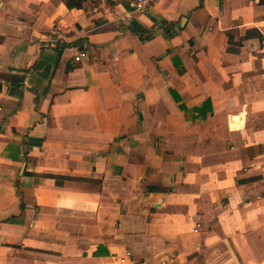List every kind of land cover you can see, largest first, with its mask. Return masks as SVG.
Here are the masks:
<instances>
[{"label":"crops","instance_id":"0c3cea01","mask_svg":"<svg viewBox=\"0 0 264 264\" xmlns=\"http://www.w3.org/2000/svg\"><path fill=\"white\" fill-rule=\"evenodd\" d=\"M0 264H264V0H0Z\"/></svg>","mask_w":264,"mask_h":264},{"label":"built area","instance_id":"2783aa9c","mask_svg":"<svg viewBox=\"0 0 264 264\" xmlns=\"http://www.w3.org/2000/svg\"><path fill=\"white\" fill-rule=\"evenodd\" d=\"M162 0H126V3L131 12H143L150 9L153 6L158 5ZM126 17H130V14H126ZM56 32H59L58 30ZM86 50H81L75 57V62H79L83 57L87 56ZM173 261V258H170Z\"/></svg>","mask_w":264,"mask_h":264},{"label":"trees","instance_id":"16d2710c","mask_svg":"<svg viewBox=\"0 0 264 264\" xmlns=\"http://www.w3.org/2000/svg\"><path fill=\"white\" fill-rule=\"evenodd\" d=\"M81 1L82 0H64V2L67 4L68 7H74L80 5Z\"/></svg>","mask_w":264,"mask_h":264}]
</instances>
